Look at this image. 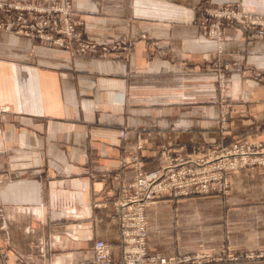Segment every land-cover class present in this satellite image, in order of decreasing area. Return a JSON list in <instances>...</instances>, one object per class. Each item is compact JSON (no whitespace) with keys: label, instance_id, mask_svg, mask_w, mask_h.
I'll return each instance as SVG.
<instances>
[{"label":"crops","instance_id":"0c3cea01","mask_svg":"<svg viewBox=\"0 0 264 264\" xmlns=\"http://www.w3.org/2000/svg\"><path fill=\"white\" fill-rule=\"evenodd\" d=\"M58 1L0 0V24L10 4ZM223 6L264 17V0H73L80 39L95 43L87 55L0 29L2 264H93L97 240L118 260L115 204L133 156L148 172L166 163L163 149L264 142V29L225 23L218 53L200 13ZM146 217L150 255L264 264L242 258L264 250V166L232 173L226 195H163Z\"/></svg>","mask_w":264,"mask_h":264},{"label":"built area","instance_id":"2783aa9c","mask_svg":"<svg viewBox=\"0 0 264 264\" xmlns=\"http://www.w3.org/2000/svg\"><path fill=\"white\" fill-rule=\"evenodd\" d=\"M64 3L65 6L62 7L10 5L9 8L19 10L21 14L19 13L16 18H12L10 22L0 24V29L12 30L28 39L40 41L54 48L72 49L75 54H84L94 50L95 45H86L78 40L79 34L75 27L79 22H76L69 14V0H64ZM5 6L4 3H0V9ZM222 14L223 17H234L236 23L244 24L252 30L260 25L264 26V23L257 19L241 17L239 14L230 12ZM218 35H222L221 30ZM73 41H76L75 47H73ZM121 136L124 137V133H121ZM137 148L141 149L142 147L137 145ZM252 149L236 145L233 146L232 150H227L228 154L226 153V155L222 153L224 150L210 154L209 161L204 165H197L194 162L173 165L170 162L160 172L149 174L142 171V163L138 155L133 156L128 163H131L135 170L134 180L122 187L120 198L115 204L119 224L120 258L115 260L111 255L109 244L97 240L93 247V264H169V260L165 257L150 255L148 252V227L145 217V209L148 203L166 190L180 195H188L195 191L209 192L212 189L225 188L227 183L220 181L222 179L221 172L211 173L223 169L233 170L245 166L263 165L264 146L257 147L258 150ZM216 154L219 156L213 159L212 157ZM202 167L203 169L199 171L195 170ZM202 171L206 174L204 185L197 186V181L190 179V177L193 174H201ZM214 181L217 184L212 183ZM252 257L264 258V253ZM19 262L23 264L22 260ZM0 264H2L1 258Z\"/></svg>","mask_w":264,"mask_h":264},{"label":"rangeland","instance_id":"374dc122","mask_svg":"<svg viewBox=\"0 0 264 264\" xmlns=\"http://www.w3.org/2000/svg\"><path fill=\"white\" fill-rule=\"evenodd\" d=\"M72 2L73 0H69V5H68V8H69V14L70 16L76 21V22H79V24H77V26L75 27L76 31L78 32L79 34V38L78 40L80 42H82L83 44H92V45H95V43H92L91 41H82L80 39V33H79V28L80 26L82 25V22L77 20L75 18V13L72 9ZM0 3H3V2H0ZM12 5V4H10ZM59 6H65V3H64V0H60L58 1L57 4H54L52 5V7H59ZM227 13V12H230V13H234V14H239L241 17H245V18H250V19H254V20H258L260 21L261 23H264V17L263 16H256V15H252L246 11H240V10H237V9H234L230 6H223V7H220V8H213V9H201V13H200V17H201V25H200V28H201V33L208 36L209 38L215 40L217 42V52L219 53V49H220V40H223L224 38V28H225V23H231V22H235L234 20V17H229L227 18L226 16L223 17V14L222 13ZM21 14V11H17V10H14V9H11V13H6V16L7 17H12V18H16L18 16V14ZM246 24H249V23H246ZM218 26V27H217ZM6 28V27H5ZM258 29L260 30H263L264 29V26L260 25L257 27ZM220 30L222 32V35L219 36L218 33H220ZM221 38V39H220ZM74 42V46L76 45V41H73ZM67 51L71 52L73 55H76L75 52H73L72 49H68ZM94 50L92 51H89V52H86L84 53V55L86 54H90L92 52H94ZM212 71H214L215 75H213L214 77V81L216 82V84L218 85L219 89H224L225 86H226V74L224 72V70L222 69L221 67V64L216 60V61H213L212 63ZM220 131H221V134L223 136H226L227 135V129H228V122H227V106L226 105H222L221 106V112H220ZM245 146L246 148L247 147H250V148H253L252 150H258L256 149L257 147H262L264 146V142H260V143H254V142H250L246 139H234V140H231L227 143H223V142H219V143H216V144H212L210 145L209 147L207 148H204V149H200V150H197L193 153H190L186 156H170L169 154H167V150L168 149H163V155L165 156V159H166V163L164 164V166H162L161 168L157 169V170H154V171H144L143 168H142V171L146 174H149V173H152V172H160L163 168H165L170 162L173 163V165H178V164H181V163H184V162H194L195 164L197 165H204V163H206L207 161H209V155L214 153V152H220V151H223V155H226V153L228 154L227 150H232L233 146ZM219 156V154H216L214 155L212 158L214 159L215 157ZM263 165H254V166H251V167H248V166H245V167H242V168H238V169H233V170H230V169H227V170H222V171H219V172H212L211 174H217V173H220L222 174V179L220 180L222 183L223 182H226L227 183V186L225 188H221V189H212L211 191L209 192H200V191H195V192H192L191 194H188V195H184V194H176L174 193L173 191H163L161 193H159L154 200L150 201L148 203V205L146 206V209H145V217H146V211H147V208L148 206L153 203L154 201L158 200L161 196L163 195H170V196H173V197H176V198H187V197H193V196H210V195H215V194H221V195H226L228 192H229V187H230V175L234 172H241V171H245V170H248V169H251V168H256V167H263ZM203 169L202 168H198V169H195L197 171ZM204 176H206V174L202 171V173H197V174H193L190 179H195L197 181V186H202L204 185ZM135 177V175H134ZM134 180V179H133ZM132 180V182H133ZM214 184H217L216 181L212 182ZM211 183V184H212ZM211 184H208V185H211ZM120 198V197H119ZM119 200V199H118ZM117 200V201H118ZM116 201V202H117ZM146 222H147V217H146ZM147 227H148V223H147ZM148 233H149V229H148ZM259 253H264V250L262 251H254V252H251V253H248V254H245L242 258H245V259H248V260H264V258H255V257H252V256H257ZM163 257V256H162ZM166 259L169 260V264H171L172 262H174L175 264H182L183 262H192V263H196V264H201L202 262L204 261H207V262H212V261H215L217 260L215 257H213L212 255L210 254H201V255H195L191 258H183V259H174V258H167L165 257ZM200 262V263H199Z\"/></svg>","mask_w":264,"mask_h":264}]
</instances>
